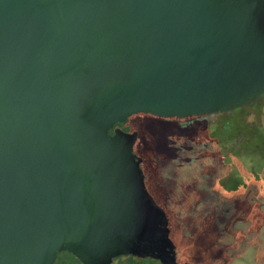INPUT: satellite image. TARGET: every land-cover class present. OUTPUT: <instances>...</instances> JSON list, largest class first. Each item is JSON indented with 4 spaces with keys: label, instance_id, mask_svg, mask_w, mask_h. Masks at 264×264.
<instances>
[{
    "label": "water",
    "instance_id": "1",
    "mask_svg": "<svg viewBox=\"0 0 264 264\" xmlns=\"http://www.w3.org/2000/svg\"><path fill=\"white\" fill-rule=\"evenodd\" d=\"M263 91L264 0H0V264H180L116 124Z\"/></svg>",
    "mask_w": 264,
    "mask_h": 264
},
{
    "label": "rangeland",
    "instance_id": "2",
    "mask_svg": "<svg viewBox=\"0 0 264 264\" xmlns=\"http://www.w3.org/2000/svg\"><path fill=\"white\" fill-rule=\"evenodd\" d=\"M127 125L177 260L264 264V92L204 117L137 115Z\"/></svg>",
    "mask_w": 264,
    "mask_h": 264
},
{
    "label": "flooded vegetation",
    "instance_id": "3",
    "mask_svg": "<svg viewBox=\"0 0 264 264\" xmlns=\"http://www.w3.org/2000/svg\"><path fill=\"white\" fill-rule=\"evenodd\" d=\"M125 131H130V130H125ZM137 141H138V138H137ZM137 141L134 145V149L137 144ZM176 260H177V257H176ZM179 263L184 264L185 262L184 263L179 262ZM53 264H82V263L70 252L62 251L57 254L56 260L54 261ZM111 264H161V262L159 259L153 258L150 256L138 257V256H132V255H119V256L112 258Z\"/></svg>",
    "mask_w": 264,
    "mask_h": 264
},
{
    "label": "trees",
    "instance_id": "4",
    "mask_svg": "<svg viewBox=\"0 0 264 264\" xmlns=\"http://www.w3.org/2000/svg\"><path fill=\"white\" fill-rule=\"evenodd\" d=\"M264 92V91H263ZM262 92V93H263ZM256 97V96H255ZM254 98V97H253ZM252 98V99H253ZM249 101V100H248ZM247 102V101H246ZM245 103V102H244ZM243 104V103H242ZM241 105V104H240ZM237 106H239V105H237ZM237 106H234V107H237ZM234 107H232V108H234ZM229 109H231V108H229ZM228 110V109H227ZM222 111H224V110H222ZM217 112H220V111H217ZM137 115H146V114H135V115H133V116H131L130 118H128L127 120H126V122H124V123H119V124H116L117 126H119V127H121V128H123L124 130H129V126L127 125V123H128V121L132 118V117H134V116H137ZM204 116H206V115H203V116H193V117H187V118H185V119H195V118H199V117H204ZM230 122V121H229Z\"/></svg>",
    "mask_w": 264,
    "mask_h": 264
}]
</instances>
